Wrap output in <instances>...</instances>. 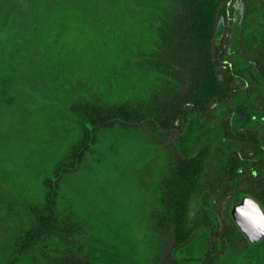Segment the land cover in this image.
Instances as JSON below:
<instances>
[{"label": "rangeland", "instance_id": "374dc122", "mask_svg": "<svg viewBox=\"0 0 264 264\" xmlns=\"http://www.w3.org/2000/svg\"><path fill=\"white\" fill-rule=\"evenodd\" d=\"M169 5L170 0H0V264L32 223L46 190L43 182L80 137L70 106L145 102L159 88L143 55L154 47L158 15ZM227 16L233 28L256 42L264 36V2L234 0L228 14L220 6L217 36ZM239 49L229 56L243 71ZM170 84L163 77L162 91ZM261 107L239 104L231 119L234 129L257 125L256 130L264 123ZM198 124L191 121L175 139L145 128L99 131L75 169L61 174L55 188L58 231L47 249L87 255L93 264H170L160 178L182 151L191 156L211 147L205 171L212 174L218 162L213 145L224 155L239 150L222 140L218 129L201 132ZM262 238L227 250L221 259L264 264ZM205 243L201 234L173 255L199 264ZM18 264L41 261L30 253Z\"/></svg>", "mask_w": 264, "mask_h": 264}, {"label": "trees", "instance_id": "16d2710c", "mask_svg": "<svg viewBox=\"0 0 264 264\" xmlns=\"http://www.w3.org/2000/svg\"><path fill=\"white\" fill-rule=\"evenodd\" d=\"M232 4L234 0H170L169 7L163 13L161 10L154 47L143 55L144 63L160 79L159 88L148 101L105 106L85 101L70 106L80 137L56 164L53 176L43 182L46 190L42 203L34 208L32 223L13 242L5 264H18L21 256L30 253H38L41 264H93L87 255H59L47 249L46 243L58 231L55 188L61 174L75 169L99 131L114 127L145 128L175 139L195 120L199 131L218 129L222 140L239 146V150L224 155L221 146L213 145L218 162L212 174L205 171L211 163V147L191 156L182 151L167 175L160 178L157 188L158 202L164 208L163 215L160 213L162 233L171 241L168 263L188 264L191 259H176L174 250L186 247L201 234L206 235V243L199 264H224L221 258L227 250L248 242L231 220L229 206L249 196L264 213V123L256 130L257 125L234 129L231 119L239 104L264 109V36L259 42L251 34L245 36L242 28H233L228 16L217 36V10L224 6L228 14ZM238 47L239 58L246 63L243 71L229 56ZM163 77L171 83L164 91ZM219 113L226 115L217 119ZM240 179L244 182L237 186ZM234 194L236 198L231 200Z\"/></svg>", "mask_w": 264, "mask_h": 264}, {"label": "water", "instance_id": "95a60500", "mask_svg": "<svg viewBox=\"0 0 264 264\" xmlns=\"http://www.w3.org/2000/svg\"><path fill=\"white\" fill-rule=\"evenodd\" d=\"M229 216L249 243L264 236V213L249 196H242L229 209Z\"/></svg>", "mask_w": 264, "mask_h": 264}]
</instances>
